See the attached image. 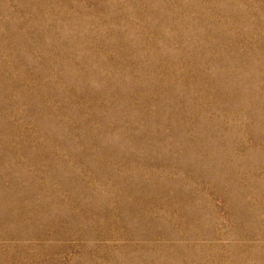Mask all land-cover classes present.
Segmentation results:
<instances>
[{
  "label": "rangeland",
  "instance_id": "obj_1",
  "mask_svg": "<svg viewBox=\"0 0 264 264\" xmlns=\"http://www.w3.org/2000/svg\"><path fill=\"white\" fill-rule=\"evenodd\" d=\"M0 264H264V0H0Z\"/></svg>",
  "mask_w": 264,
  "mask_h": 264
}]
</instances>
